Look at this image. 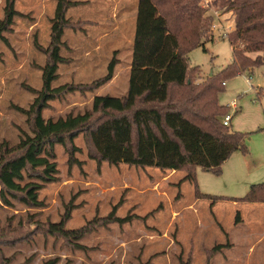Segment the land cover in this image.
<instances>
[{
  "label": "rangeland",
  "instance_id": "rangeland-1",
  "mask_svg": "<svg viewBox=\"0 0 264 264\" xmlns=\"http://www.w3.org/2000/svg\"><path fill=\"white\" fill-rule=\"evenodd\" d=\"M74 1L60 53L65 62L53 88L77 90L51 102L45 119L84 114L92 110L95 96L121 98L129 90L139 0ZM6 2L0 0V21ZM57 3L15 2L20 15L5 35L8 43L0 41V149L31 134L19 109L29 110L43 88ZM200 7L204 18L212 19L214 42L203 41L205 47L189 54V67L201 70L195 83L233 62L224 37L235 30L234 14H225L213 0H201ZM114 59V79L88 90L107 75ZM218 100L230 107L229 129L247 136L248 154L235 152L220 175L197 168L196 192L185 180L186 171L162 173L94 159L83 135L73 144L75 152L57 145L58 180L40 191L42 208L17 202L8 207L0 199V264H264V203L202 198L239 199L251 186L264 184V65L227 81ZM113 212L124 221L105 224ZM64 220L65 230H82L83 238L68 240L52 232ZM217 246L224 249L213 251Z\"/></svg>",
  "mask_w": 264,
  "mask_h": 264
},
{
  "label": "trees",
  "instance_id": "trees-1",
  "mask_svg": "<svg viewBox=\"0 0 264 264\" xmlns=\"http://www.w3.org/2000/svg\"><path fill=\"white\" fill-rule=\"evenodd\" d=\"M15 2L7 0L5 19L0 21V41L4 43H8L5 35L12 32L14 19L20 15ZM200 2L139 0L128 94L121 98L95 96L91 111L45 119L43 113L51 102L77 90L68 85L53 88L59 64L65 62L60 53L66 45L65 29L70 26L67 11L77 4L74 0H58L46 50L48 62L42 69L43 88L29 110L19 109L27 117L31 134L14 147L4 144L0 149V199L5 206L17 202L42 208L40 191L58 180L56 146L71 147L75 152L73 144L81 135L93 158L100 162L152 168L162 173L186 171L185 180L195 184L196 192L197 168L220 175L235 152L248 154L247 136L231 131L221 121L230 107L221 106L218 97L227 81L264 65V0H213L225 14L235 16V30L228 38L233 62L195 83L201 70L189 67V54L205 47L206 41L214 42L213 35L211 39L209 36L212 19L204 18ZM252 54L258 56L252 58ZM116 65L114 59L107 75L88 90L96 91L111 82ZM202 198L264 203V184L251 186L247 195L239 199L209 195ZM114 212L104 219L105 224L124 221ZM66 220L54 225L52 232L68 240L82 239V230H65ZM222 249L217 246L213 251Z\"/></svg>",
  "mask_w": 264,
  "mask_h": 264
},
{
  "label": "built area",
  "instance_id": "built-area-1",
  "mask_svg": "<svg viewBox=\"0 0 264 264\" xmlns=\"http://www.w3.org/2000/svg\"><path fill=\"white\" fill-rule=\"evenodd\" d=\"M224 38H225L226 40H228V32L225 33V37H224ZM224 38H223V39H224ZM233 108H234V109L237 108V106H236L235 103L233 104ZM231 120H232V116H231V115H227V116H225V117H224V120H223V124H224V126L229 127V126L231 125Z\"/></svg>",
  "mask_w": 264,
  "mask_h": 264
},
{
  "label": "crops",
  "instance_id": "crops-1",
  "mask_svg": "<svg viewBox=\"0 0 264 264\" xmlns=\"http://www.w3.org/2000/svg\"><path fill=\"white\" fill-rule=\"evenodd\" d=\"M227 41H228V40H227ZM231 47H232V46H231ZM232 52H233V48H232ZM251 56H253V57L256 58V57L258 56V54H252ZM211 74H212V73H211ZM226 86H227V84H226ZM262 91H263V89H260L258 94L260 95V94L262 93ZM236 110H237V108H236ZM232 120H233V117H232ZM232 120H231V123H232ZM230 126H231V125H230Z\"/></svg>",
  "mask_w": 264,
  "mask_h": 264
}]
</instances>
